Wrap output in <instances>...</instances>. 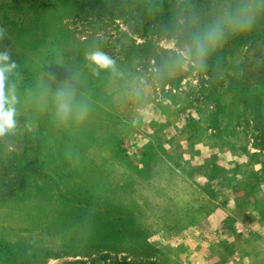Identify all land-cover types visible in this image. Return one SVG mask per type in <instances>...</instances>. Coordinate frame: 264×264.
<instances>
[{
  "label": "rangeland",
  "instance_id": "374dc122",
  "mask_svg": "<svg viewBox=\"0 0 264 264\" xmlns=\"http://www.w3.org/2000/svg\"><path fill=\"white\" fill-rule=\"evenodd\" d=\"M88 1L0 0V264H264V0ZM217 22L205 67L178 66ZM96 49L116 73L92 75ZM70 77L83 122L54 117Z\"/></svg>",
  "mask_w": 264,
  "mask_h": 264
},
{
  "label": "clouds",
  "instance_id": "9594fccd",
  "mask_svg": "<svg viewBox=\"0 0 264 264\" xmlns=\"http://www.w3.org/2000/svg\"><path fill=\"white\" fill-rule=\"evenodd\" d=\"M251 17L243 12L236 14L227 24L234 29L244 30L251 26ZM6 30L0 27V40L6 37ZM225 31L222 22H217L202 33L192 38V45L186 56H181L175 62L178 66L190 61L194 68L202 69L209 53L216 49L224 40ZM86 66L93 76H99L101 71L117 72L116 62L104 51L99 49L84 53ZM17 68V62L12 59L9 49L0 50V138L15 134L17 129V104L19 92L14 83H9V76ZM170 67L165 65L160 71L168 72ZM77 83L75 77H70L58 86L54 92V117L61 122L75 120L83 122L89 114V104L77 96ZM139 95V90H136Z\"/></svg>",
  "mask_w": 264,
  "mask_h": 264
},
{
  "label": "trees",
  "instance_id": "16d2710c",
  "mask_svg": "<svg viewBox=\"0 0 264 264\" xmlns=\"http://www.w3.org/2000/svg\"><path fill=\"white\" fill-rule=\"evenodd\" d=\"M87 4L91 7L94 8L96 5H102L101 0H90L87 2Z\"/></svg>",
  "mask_w": 264,
  "mask_h": 264
}]
</instances>
